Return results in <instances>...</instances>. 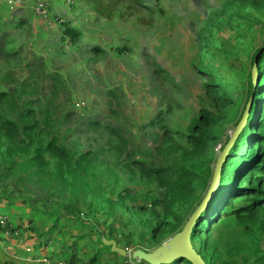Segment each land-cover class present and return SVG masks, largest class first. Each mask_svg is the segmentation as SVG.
<instances>
[{
    "label": "trees",
    "instance_id": "16d2710c",
    "mask_svg": "<svg viewBox=\"0 0 264 264\" xmlns=\"http://www.w3.org/2000/svg\"><path fill=\"white\" fill-rule=\"evenodd\" d=\"M126 2L141 3L87 0L107 21L117 16L121 20L130 8ZM230 8L244 10L245 21L250 23L256 18L246 19L264 13V0H226L210 13L215 19L212 22L225 18ZM21 26L18 21L16 28ZM61 29L63 40L71 44L81 35L69 24ZM263 47L264 42L251 57L243 101L216 80L215 69L206 63L196 66L209 107L201 108L183 132L174 133L156 121L163 128L161 136H153L160 138L156 151L165 158L159 165L135 158V152L127 151L119 129L96 121L89 122L87 130H101L104 146L84 151L78 144L70 147L61 131L66 116H58L55 105L57 80L49 95L42 97L33 77L19 80L9 70L2 72L0 79L10 81L13 89H0V215L10 216L5 225L0 224V242L7 241L6 235L19 234L14 236L28 241L31 252H23V257L28 256L30 264H125L127 257L111 253L102 237L131 251H154L181 231L200 203L212 176L214 145L230 120L237 125L253 94L246 124L227 154L218 187L196 221L190 240L206 264H264ZM92 51L103 50L94 47ZM0 55L5 62L15 61L14 66L27 69L17 49L2 47ZM255 59L256 87L251 77ZM155 68L156 74L164 72ZM110 154L118 162L105 166L99 161L100 155ZM5 181L8 183L3 185ZM135 182L148 189L134 190L129 185ZM16 216L20 223L15 222ZM236 227L245 238L238 240Z\"/></svg>",
    "mask_w": 264,
    "mask_h": 264
},
{
    "label": "rangeland",
    "instance_id": "374dc122",
    "mask_svg": "<svg viewBox=\"0 0 264 264\" xmlns=\"http://www.w3.org/2000/svg\"><path fill=\"white\" fill-rule=\"evenodd\" d=\"M44 1L53 19L49 25L27 5L11 10L0 6V48L17 49L27 67L22 69L14 66L15 61L0 58V74L9 70L15 79L33 77L40 84L42 97L49 95L53 80H57L55 105L57 115L66 116L61 131L70 147L78 144L84 151L104 146L101 130H87V124L96 121L119 129L127 141V151L154 165L165 163L156 151L160 138L153 137L161 136V125L174 133L183 132L201 108L209 107L196 66L206 63L215 69L216 80L230 95L238 94L243 101L251 57L264 42V13L246 19L256 18L247 23L244 10L230 8L224 20L212 22L215 19L210 13L226 0H140L142 4L138 5L126 2L130 6L127 14L112 21L97 15L87 0H66L65 4L62 0ZM18 21L22 22L20 28H16ZM63 24L81 32L76 43L63 40ZM94 47L103 51L94 52ZM155 67L164 72L156 74ZM0 89L11 91L13 84L0 79ZM232 121L214 145L212 173L235 128ZM151 122L154 125L150 126ZM99 161L105 166L118 162L112 154L100 155ZM129 186L148 189L137 182ZM19 219L16 216L15 222L20 223ZM234 234L238 240L245 238L237 227ZM14 235H6L7 241L0 242V264H30L29 257L23 260L28 241ZM261 246L264 248V243Z\"/></svg>",
    "mask_w": 264,
    "mask_h": 264
},
{
    "label": "water",
    "instance_id": "95a60500",
    "mask_svg": "<svg viewBox=\"0 0 264 264\" xmlns=\"http://www.w3.org/2000/svg\"><path fill=\"white\" fill-rule=\"evenodd\" d=\"M256 75L257 73L255 59L251 70L252 83L254 87L257 86ZM252 101L253 94L250 96L248 102L246 103L240 120L235 126L228 141L224 145L222 151L220 152V155L216 159L211 180L204 196L202 197L200 203L197 205L194 211L188 217L181 231L174 234L166 243H163L152 252H146L142 249L132 250L130 252L132 259L142 261L146 264H172L178 260H180L181 262L185 260L190 264H206L203 258L194 250L191 244L190 236L196 221L207 208L218 187L222 165L225 162L227 154L234 141L246 124V120L252 106ZM101 241L104 246L109 247L111 253H115L121 257H129V251L127 249L118 247L115 240L102 237Z\"/></svg>",
    "mask_w": 264,
    "mask_h": 264
},
{
    "label": "built area",
    "instance_id": "2783aa9c",
    "mask_svg": "<svg viewBox=\"0 0 264 264\" xmlns=\"http://www.w3.org/2000/svg\"><path fill=\"white\" fill-rule=\"evenodd\" d=\"M0 3L5 4L10 8L27 5L32 9L36 16L44 20L48 25L53 21L47 3L44 0H0ZM0 224H6V217H0ZM130 252L131 251H129V257L125 264H142V261L132 259ZM42 262L46 263L45 260H42Z\"/></svg>",
    "mask_w": 264,
    "mask_h": 264
},
{
    "label": "crops",
    "instance_id": "0c3cea01",
    "mask_svg": "<svg viewBox=\"0 0 264 264\" xmlns=\"http://www.w3.org/2000/svg\"><path fill=\"white\" fill-rule=\"evenodd\" d=\"M63 2H64V4H65V2H66V0H62ZM52 3H53V5H54V1H52ZM0 5H2V6H5V5H3L2 3H0ZM57 5L55 4V7H56ZM14 8H18V7H14ZM14 8H10V7H8V6H6V9L8 10V9H14ZM49 8V7H48ZM0 217H6V220H8V218H7V216L6 215H0ZM27 251V253L29 252L30 253V248L28 247V249L26 250ZM26 257H28V256H26ZM23 260H24V257H23Z\"/></svg>",
    "mask_w": 264,
    "mask_h": 264
}]
</instances>
